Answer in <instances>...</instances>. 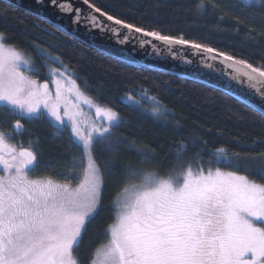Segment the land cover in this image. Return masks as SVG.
I'll use <instances>...</instances> for the list:
<instances>
[{
  "label": "snow or ice",
  "instance_id": "1",
  "mask_svg": "<svg viewBox=\"0 0 264 264\" xmlns=\"http://www.w3.org/2000/svg\"><path fill=\"white\" fill-rule=\"evenodd\" d=\"M50 2L74 24L86 22L119 44L135 41L157 53L177 46L190 49L192 55L221 65L225 75L264 101V62L130 22L95 0H81L87 11L72 0ZM234 7L241 13L264 11V0H237L227 11ZM195 11L203 15L225 9L218 0H196ZM235 20L239 23L240 17ZM50 26L64 31L61 25ZM254 32L249 29V35ZM35 50L47 74L43 82L36 78L34 59L0 32V111L16 117L12 127L17 133L24 130L23 119L46 116L69 132L79 156L58 177L38 175L31 144L18 148L10 143L11 133L0 129V264H264V182L252 178L256 173L264 179V152L241 154L223 146L204 160L200 152L186 158L187 145L180 143L177 163L166 175L127 165L112 197L111 222L100 239L86 245L87 226L99 214L104 190L96 148L112 150L124 142L115 134L124 119L114 107L101 106L61 56L39 44ZM125 100L129 107L147 103L144 111L157 119L173 113L143 85L135 94L125 93L121 102ZM247 108L264 117V109ZM201 143L207 147V141ZM151 151L139 147L142 160ZM242 168L248 174H241ZM86 247L90 250L82 255Z\"/></svg>",
  "mask_w": 264,
  "mask_h": 264
},
{
  "label": "trees",
  "instance_id": "2",
  "mask_svg": "<svg viewBox=\"0 0 264 264\" xmlns=\"http://www.w3.org/2000/svg\"><path fill=\"white\" fill-rule=\"evenodd\" d=\"M98 6L121 15L144 27L182 33L230 54L252 62H264V11L259 8L241 13L237 0H218L225 11L218 14L195 11L196 0H95ZM223 16V19L220 17ZM240 17L237 23L235 17ZM51 23L0 0V32L9 43L25 50L39 69L36 78L43 82L46 71L37 55L35 45L48 47L72 68L81 86L87 85L101 106L120 111L124 122L117 136L124 142L112 150L96 148V157L104 168L102 207L94 221L87 226L85 244L101 238L112 219L111 201L126 176V166L143 167L166 175L176 165L175 152L180 143L187 145L186 158L200 152L204 160L218 146L232 152L257 155L264 152V117L250 112L240 101L202 83L177 77L142 65H132L88 47L64 31H55ZM249 29L255 32L249 35ZM51 46V47H49ZM143 85L156 95L173 113L167 119H157L143 108L129 107L121 102L125 93L139 91ZM16 117L0 111V129L11 133L10 143L29 147L37 154L36 174L58 177L70 166L79 149L67 130H59L49 118L23 119L24 130L13 131ZM201 141H207L205 147ZM151 149L142 160L139 147ZM241 174H248L241 169ZM259 182L264 179L253 173ZM89 248L81 250L83 255Z\"/></svg>",
  "mask_w": 264,
  "mask_h": 264
},
{
  "label": "water",
  "instance_id": "3",
  "mask_svg": "<svg viewBox=\"0 0 264 264\" xmlns=\"http://www.w3.org/2000/svg\"><path fill=\"white\" fill-rule=\"evenodd\" d=\"M20 10L35 15L51 24L61 25L64 32L88 47L94 48L110 57L132 64L142 65L150 69L171 73L220 91L223 94L240 101L244 105L253 104L257 111L264 109V101L253 96L246 87L238 84L224 74L222 66L203 57L194 56L190 49L177 46L172 50L157 53L152 46L141 47L138 42L119 44L115 38L99 29H93L86 22L74 24L72 17L62 14L50 0H1ZM74 6L87 11L81 0H72ZM158 48H163L159 42H154ZM191 60V63L187 61ZM212 64V67H208Z\"/></svg>",
  "mask_w": 264,
  "mask_h": 264
},
{
  "label": "rangeland",
  "instance_id": "4",
  "mask_svg": "<svg viewBox=\"0 0 264 264\" xmlns=\"http://www.w3.org/2000/svg\"><path fill=\"white\" fill-rule=\"evenodd\" d=\"M94 119H100L99 117H93ZM160 120H162L163 121V119H160ZM51 121V120H50ZM52 122V121H51ZM53 123V125L55 126V127H57L58 128V126L54 123V122H52Z\"/></svg>",
  "mask_w": 264,
  "mask_h": 264
}]
</instances>
